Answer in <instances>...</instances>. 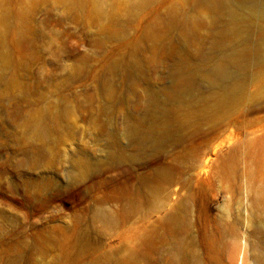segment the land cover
<instances>
[{
  "label": "rangeland",
  "instance_id": "1",
  "mask_svg": "<svg viewBox=\"0 0 264 264\" xmlns=\"http://www.w3.org/2000/svg\"><path fill=\"white\" fill-rule=\"evenodd\" d=\"M194 1L0 0V127L15 132L52 108L72 133L64 131L56 161L26 164L21 173L22 154L0 137V164L14 160L0 167V209L11 215L0 216V235L14 230V241L31 242L37 226L45 227L56 245L17 264H264V75L255 76L264 62L246 70L253 79L243 101L212 116L198 108L194 122L173 129L164 154L129 158L126 114L141 117L147 83L174 68L167 50L195 51L179 23L191 11L185 2ZM111 151L121 161L106 170ZM72 159L105 169L86 179L85 200L66 198L62 189L40 211L15 200L38 190L13 189L11 181L21 182L24 173H57L65 181L77 170L67 163ZM162 168L172 182L160 177ZM23 229L28 233L19 235ZM4 258L0 243V264H9Z\"/></svg>",
  "mask_w": 264,
  "mask_h": 264
},
{
  "label": "bare ground",
  "instance_id": "2",
  "mask_svg": "<svg viewBox=\"0 0 264 264\" xmlns=\"http://www.w3.org/2000/svg\"><path fill=\"white\" fill-rule=\"evenodd\" d=\"M184 6L186 9L191 7V11H187L184 19L179 21L185 29L182 38L195 46V51L177 50L176 47L167 50L175 62L174 68L160 74L157 83L153 80L147 83L142 95L143 101L139 103L144 112L141 117L126 114L124 138L134 147L133 153L129 155L130 161L139 159L141 152L152 157L164 154L174 133L173 129L194 122L198 111L203 110L212 116L217 109L224 110L231 104L243 101L246 85L253 79L252 74L250 76L246 70L252 64L264 62V0H195L185 2ZM195 16L199 18L197 21L201 32L196 27ZM256 36H259L257 41L254 40ZM208 63L209 67L202 66ZM261 75H264V69H258L255 73V76ZM131 78L133 84H136V76ZM8 94L10 92H4L3 96ZM42 113H50L52 116L49 119L41 117ZM59 117L60 114H54L50 108L39 110L28 117L15 132L9 131L6 123L1 125L0 137L11 138L17 146L13 153L23 156L16 162L19 173L24 171L22 169L26 164L38 167L41 159L52 157L56 161L60 153L59 146L64 140V131L72 134L71 125L65 124ZM145 122L150 125L148 129L144 126ZM3 155L0 149V157ZM6 158L0 164L3 169L9 168L14 161L10 156ZM109 158L106 170L114 169L121 161L113 151ZM69 162L77 170H70L65 181L58 180L57 173L40 178H32L24 173L21 177L25 178L21 182L11 181L10 187L13 189L23 185L38 190V193L15 200L37 211L47 208L56 199L55 192L59 189L67 190L66 198L75 202L85 200L86 179L90 174L99 175L105 169L101 165L92 164L88 159H72ZM168 171L162 168L160 177L172 182ZM162 188L157 187L151 195L157 197ZM86 210H90V207L86 206L76 213ZM0 216L4 219L11 217L4 209H0ZM13 218L20 223L18 216ZM36 229L37 234L31 242L23 239L14 241L10 236L16 232L14 230L0 235L7 263L36 261L30 255L32 250L40 249L45 253L56 248L50 228L37 226ZM17 232L19 235L28 233L24 229ZM82 249L85 250L86 246ZM63 251L66 253V248Z\"/></svg>",
  "mask_w": 264,
  "mask_h": 264
}]
</instances>
